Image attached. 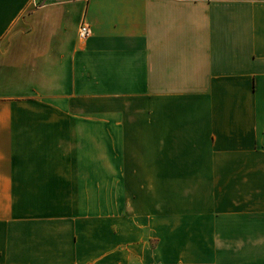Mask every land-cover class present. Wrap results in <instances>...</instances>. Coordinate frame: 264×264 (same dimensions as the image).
I'll return each mask as SVG.
<instances>
[{
    "label": "crops",
    "instance_id": "0c3cea01",
    "mask_svg": "<svg viewBox=\"0 0 264 264\" xmlns=\"http://www.w3.org/2000/svg\"><path fill=\"white\" fill-rule=\"evenodd\" d=\"M0 264H264V0H0Z\"/></svg>",
    "mask_w": 264,
    "mask_h": 264
},
{
    "label": "built area",
    "instance_id": "2783aa9c",
    "mask_svg": "<svg viewBox=\"0 0 264 264\" xmlns=\"http://www.w3.org/2000/svg\"><path fill=\"white\" fill-rule=\"evenodd\" d=\"M90 34L89 25L87 23H81L79 29H78V38L80 40H85Z\"/></svg>",
    "mask_w": 264,
    "mask_h": 264
}]
</instances>
